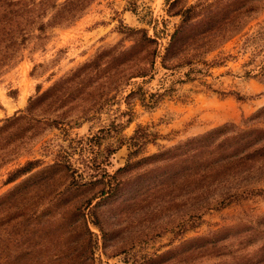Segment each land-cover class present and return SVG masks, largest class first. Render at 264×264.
I'll return each mask as SVG.
<instances>
[{
    "label": "rangeland",
    "instance_id": "1",
    "mask_svg": "<svg viewBox=\"0 0 264 264\" xmlns=\"http://www.w3.org/2000/svg\"><path fill=\"white\" fill-rule=\"evenodd\" d=\"M259 6L172 68L165 0H93L27 40L0 70V264H264V193L214 203L218 182L183 154L226 124L264 129ZM139 28L157 49L143 76Z\"/></svg>",
    "mask_w": 264,
    "mask_h": 264
},
{
    "label": "trees",
    "instance_id": "2",
    "mask_svg": "<svg viewBox=\"0 0 264 264\" xmlns=\"http://www.w3.org/2000/svg\"><path fill=\"white\" fill-rule=\"evenodd\" d=\"M165 1L167 13L180 19L170 33L161 58L165 68H172L191 64L201 54L238 33L261 10L259 3L262 0H197L192 4L185 0ZM92 2L0 0V70L19 60L27 40L40 37L48 26L73 20ZM34 30L39 34L32 35ZM133 31L139 35L135 46H145L148 60L132 75L143 76L153 68L156 39L149 36L145 28ZM207 136L211 138L205 144L204 153L190 150L183 154L186 155L184 159L202 161L200 165H207L205 170L209 171L212 181L218 182V192L212 198L214 203L224 205L235 199H245L255 192L264 193V188L259 187L264 182V129L241 130L233 124H226L192 142L202 141ZM101 181L104 186L111 184L110 181Z\"/></svg>",
    "mask_w": 264,
    "mask_h": 264
}]
</instances>
